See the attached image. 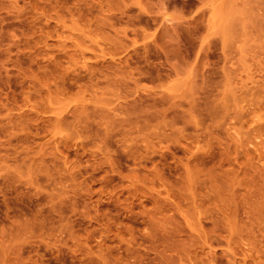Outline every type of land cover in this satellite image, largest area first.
<instances>
[{
    "label": "rangeland",
    "instance_id": "obj_1",
    "mask_svg": "<svg viewBox=\"0 0 264 264\" xmlns=\"http://www.w3.org/2000/svg\"><path fill=\"white\" fill-rule=\"evenodd\" d=\"M0 264H264V0H0Z\"/></svg>",
    "mask_w": 264,
    "mask_h": 264
}]
</instances>
